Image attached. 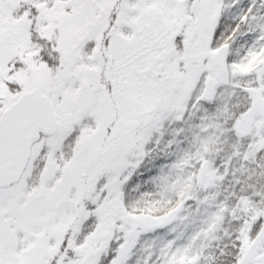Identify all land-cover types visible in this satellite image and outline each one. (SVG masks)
Instances as JSON below:
<instances>
[{
  "label": "snow or ice",
  "instance_id": "obj_1",
  "mask_svg": "<svg viewBox=\"0 0 264 264\" xmlns=\"http://www.w3.org/2000/svg\"><path fill=\"white\" fill-rule=\"evenodd\" d=\"M0 264H264V0H0Z\"/></svg>",
  "mask_w": 264,
  "mask_h": 264
}]
</instances>
